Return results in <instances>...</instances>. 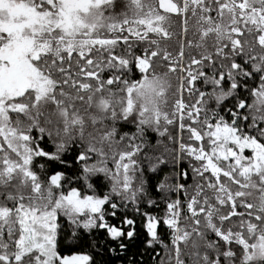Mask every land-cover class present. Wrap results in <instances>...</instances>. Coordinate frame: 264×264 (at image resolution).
Masks as SVG:
<instances>
[{
  "label": "snow or ice",
  "instance_id": "snow-or-ice-1",
  "mask_svg": "<svg viewBox=\"0 0 264 264\" xmlns=\"http://www.w3.org/2000/svg\"><path fill=\"white\" fill-rule=\"evenodd\" d=\"M148 130L192 161L142 213L158 264H264V0H0V264H96L61 254L95 230L126 252ZM77 143L79 175L37 164Z\"/></svg>",
  "mask_w": 264,
  "mask_h": 264
},
{
  "label": "trees",
  "instance_id": "trees-1",
  "mask_svg": "<svg viewBox=\"0 0 264 264\" xmlns=\"http://www.w3.org/2000/svg\"><path fill=\"white\" fill-rule=\"evenodd\" d=\"M120 134L125 132L133 133L135 132V126L129 123L121 122L117 125ZM163 138L151 130L146 132L145 140L147 142V148L145 153L152 157L151 160L144 159L142 161V167L144 168V179L147 181L146 188L149 192L151 199L157 200L159 203L157 206H149L147 204V198H144L138 201V206L140 212L137 213L135 208L137 205L127 204V207H121L117 211L116 217L109 216L107 219L109 223L115 225H121L122 220L127 217L129 219L135 220V229L137 235L131 240H125L124 242L128 245L126 252H111L106 249L116 248L117 245L115 242L107 236V233L104 230H95L92 233L84 232L83 240L80 242L79 247H74L71 249L63 248L62 255L72 254L75 251H84L89 252L94 256L96 264H128L129 260L143 261V264H158L160 257L156 256V252L153 249L148 248L144 241L147 239L146 230L143 227L145 223V217L142 213H151L156 216H163L165 205L161 201V193L157 191V186L167 179L169 184L175 183H192L191 177L187 181L180 175L184 171L191 172V164L187 157H179L171 151L172 145L168 141H164V144L167 145L168 151H165L164 144L158 143ZM42 146L46 147L47 151H54L51 141L45 140ZM81 150L79 143L72 145L70 144L67 148V151L62 154V159L65 161L64 165L59 164V162H47L45 159H38L37 164L45 163L46 167L63 170L67 167L66 174L69 176H75L80 174V166L75 161V157L78 152ZM144 153H142V156ZM159 158V159H157ZM159 160H163V163H160ZM152 165H155V171H151L150 168ZM111 166V165H110ZM91 182L94 183L98 193H105L110 190L111 184L110 181L103 175L98 174L91 178ZM78 186V185H74ZM171 198H175L172 196ZM117 202L120 201L117 199ZM110 211V209H109ZM127 229V225H123ZM159 232L164 239V242H168V233L169 230L166 226H162L159 229ZM93 245H96L93 250ZM106 246V247H105ZM161 251V249H157ZM155 257V258H154Z\"/></svg>",
  "mask_w": 264,
  "mask_h": 264
},
{
  "label": "rangeland",
  "instance_id": "rangeland-1",
  "mask_svg": "<svg viewBox=\"0 0 264 264\" xmlns=\"http://www.w3.org/2000/svg\"><path fill=\"white\" fill-rule=\"evenodd\" d=\"M178 156V155H177Z\"/></svg>",
  "mask_w": 264,
  "mask_h": 264
}]
</instances>
